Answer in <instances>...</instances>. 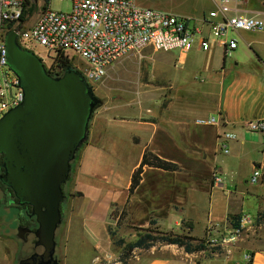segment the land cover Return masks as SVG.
Returning <instances> with one entry per match:
<instances>
[{
    "label": "rangeland",
    "instance_id": "374dc122",
    "mask_svg": "<svg viewBox=\"0 0 264 264\" xmlns=\"http://www.w3.org/2000/svg\"><path fill=\"white\" fill-rule=\"evenodd\" d=\"M214 1L216 0H139L144 6L183 17L202 16L212 10ZM30 3L34 10L30 13L29 27L48 8L63 13H70L73 9L70 0H31ZM258 6L256 0H250L243 9L254 12ZM230 35L239 41L236 33ZM29 48L49 68H57L56 62L51 61L43 49ZM221 52L218 48L215 52L197 55L194 49L186 61L187 54L180 61L178 52H153L151 49L123 57L94 86L95 94L102 100V105L95 111L91 123L95 114H107L118 120L158 123L163 116L185 112L192 119L190 123L195 125V119L209 115L207 110L200 107L208 103L207 101L210 102V99L216 102L218 92L221 93V87L209 85L216 83L221 86L225 75L228 78L235 74L236 69L232 66L234 61L230 57L226 59L224 72L221 71L224 63ZM73 64L79 69L87 66L86 61L78 56L74 58ZM219 70L218 74L213 73ZM209 110L216 111L213 105ZM114 125L120 124L114 122ZM193 127L201 131L193 132L195 139H187L180 149L159 148L158 142L153 144L157 150L161 149L162 156L179 164L180 172L170 174L146 168L142 188L130 198L127 197L124 187L114 188L113 181L120 179V183L124 184L131 179L132 168L147 142L144 135L138 136L137 130L114 129L115 133L122 134V145L116 151L112 147H92L80 178L77 177L79 163L75 162L70 180L65 184L67 199L63 203V221L57 235V256L60 264H145L154 255H166L178 262L175 258L177 256L165 250L166 245L162 243H157L150 250L138 249L122 260L123 247L112 242L110 233H115L117 240L124 239L126 244L135 243L148 231L188 236L189 228L181 219L186 218L197 236H201L208 221L209 208L212 210L211 221L217 226L212 225L202 239L193 242L195 245L203 243L208 248L206 255L212 257L221 249L219 255L228 257L243 245L264 248V209L257 216L260 209L264 208V181L260 180L255 185L250 183L251 159L238 149L236 142H230L229 154L220 150L217 152L218 160L223 161L227 167L222 179L224 190L229 195L218 190L210 205L212 196L210 197L211 193L206 191V187L210 183L215 186L214 177L219 174L216 166L204 161L203 153L205 144L210 148L214 146L216 132L212 128L196 125ZM226 131L236 132L240 142L246 135L240 126L235 130L230 127ZM196 136L206 139L204 146L202 144L197 147L195 140L199 139ZM74 188L83 191L88 199L81 202L83 194ZM188 188H195L200 192L188 196L180 215ZM255 193L259 195H254ZM111 199L116 203H112L106 219L105 206ZM78 203L82 208L77 217L73 213L77 210ZM4 205L0 203V264H18V243L13 237L18 230V210L12 204ZM237 210H242L243 213L239 215L240 221L231 222L229 218V222L224 224L225 215ZM159 220L164 225L159 224ZM154 221L157 225L152 224ZM239 228L241 234L233 243L231 240L234 230ZM213 241L214 243H210ZM228 250H232V254ZM38 252H42V249H38ZM188 259L189 256H186L185 262Z\"/></svg>",
    "mask_w": 264,
    "mask_h": 264
},
{
    "label": "built area",
    "instance_id": "2783aa9c",
    "mask_svg": "<svg viewBox=\"0 0 264 264\" xmlns=\"http://www.w3.org/2000/svg\"><path fill=\"white\" fill-rule=\"evenodd\" d=\"M29 1L0 0V119L19 106L24 97L19 79L8 64L5 37L10 31L17 33L23 48L39 47L53 62L60 56H78L86 61L85 69H77L93 87L104 79L110 67L131 53L147 49L178 52L182 61L194 49L209 52L219 45L225 56L231 57L239 46L231 33L264 32V16L245 11L246 0H216L215 8L200 17L179 16L144 6L139 0H70V13L48 8L30 27ZM49 71L54 76L61 72L59 68ZM194 123L199 127H225L219 114ZM246 127L264 136V120L250 121ZM236 140V133L224 130L217 137L218 150L229 154V143ZM262 176V170L255 169L250 183H259ZM214 183L222 184L219 176L214 177ZM240 234L241 228L235 229L231 241L235 243ZM228 252L232 254V250Z\"/></svg>",
    "mask_w": 264,
    "mask_h": 264
},
{
    "label": "water",
    "instance_id": "95a60500",
    "mask_svg": "<svg viewBox=\"0 0 264 264\" xmlns=\"http://www.w3.org/2000/svg\"><path fill=\"white\" fill-rule=\"evenodd\" d=\"M8 64L24 97L0 119V183L19 206H30L37 222L35 252L18 264H60L57 235L61 207L79 151L89 140L90 124L102 100L76 66L62 76L49 73L15 31L5 37ZM19 238L27 241L24 230ZM42 249V252H38Z\"/></svg>",
    "mask_w": 264,
    "mask_h": 264
},
{
    "label": "crops",
    "instance_id": "0c3cea01",
    "mask_svg": "<svg viewBox=\"0 0 264 264\" xmlns=\"http://www.w3.org/2000/svg\"><path fill=\"white\" fill-rule=\"evenodd\" d=\"M256 1L259 5V8L254 12H249V14L260 13L264 16V0ZM249 3L250 0H246L245 5H248ZM215 6L216 5L214 1V7L212 9H214ZM236 35L239 37V41L235 38L238 41L239 46L230 57L234 61V64L232 66L236 69L235 74L229 76L228 78L225 75L223 84L221 86L220 84L216 83L210 84L209 87H221V93L218 92L216 102H213V100L210 99V102L207 101L208 103L200 107L202 108V110H207L209 112V115H204L200 118H206L210 115H214V113H217L221 115L225 123L224 128L202 127L212 128L216 132L215 143L212 148L206 146V139H202V137H200L201 135L196 136L199 140H195L197 147H201L202 144L204 146L205 144L203 159L204 161L207 160L211 162V164L217 167L219 178L222 180L221 185L214 186L210 183V185L206 187V191H209V194L211 193L210 197L212 196L210 205H212V200L215 199V195L218 190L223 191L225 195H229V192L227 190H224L222 175L226 174L227 167L224 166L225 164L223 161L218 160L217 137L224 130H227L230 127L235 130L238 126H240L242 130L245 131L246 135L243 141L240 142V140L238 139L233 142H236V145L239 146L238 149L242 151L244 155L251 159V175L255 169H261L263 173L261 180L264 181V136L262 134L249 132L246 127V124L250 121L264 120V32H240ZM218 48L222 50L221 55L222 57H224L223 67L221 68V71L224 72L227 57L224 54L223 48H221L219 45H214L213 49L209 52H215L216 50H218ZM209 52H203L199 49H196L195 54L200 55L201 53ZM190 53L186 55L185 61ZM219 72L220 70L213 73L218 74ZM212 105L216 109V111L214 112L213 110H209ZM159 120L160 122L158 123H154L153 121L139 122L128 119L118 120V118L109 116L107 114H95L93 122L90 124L89 141L79 153L77 177L80 178L81 174L85 170L86 159L88 158L89 153H91V151L93 150L91 149L92 147H112V150L116 151L117 147H120L122 145V134L115 133L114 129H118L120 131L135 129L139 132L138 136L142 134L147 139L145 147L141 152L137 163L132 168V175L138 168L143 154L146 150H150L161 158L169 160L168 158L162 156L160 152L161 149H159L160 147H173L174 150H176L177 148L180 149L182 145H185L187 139L194 138L195 135H192L193 132L197 133V131H201L193 127L195 125L190 123L192 119H189V116H187V113L185 114V112L163 116ZM114 122L120 125L115 126ZM133 141L135 142L134 137ZM157 142V147H159L158 150L153 146V144L155 145V143ZM113 184L114 188L116 189L124 187L127 192V197H129L131 179L127 182H124V184L120 183L119 179V181L117 182L113 181ZM74 189L83 194V196L81 197V202H85L88 199L85 197L83 191L78 188ZM195 192H200V190H197L195 188H188L187 194L185 195V201L182 204V208H180V215H182V211L187 203L188 196ZM257 194L255 193L254 195ZM113 202L116 203L111 199L105 206L104 216L106 219ZM79 203L77 210L73 213V215L77 217L78 215H80L78 211L80 210V208H82ZM263 209L264 208L260 209L257 216ZM242 214V210H237V212L235 213L228 212L225 215L226 218L224 224L229 222L228 219L232 216ZM211 215L212 210L209 208L208 221L205 224V229L201 236H197L193 226L190 225L186 218H181L183 221H185L189 228V234L187 235L196 238L198 241L202 239L205 236L207 230L212 225L217 226L211 221ZM162 220H159V224L164 225ZM176 225L179 224L176 223ZM164 248H166L165 250H169L170 252H172L174 256H177L175 258L178 262L174 261L173 259H171V257L166 255H154L150 257L145 262V264H264V248H252L250 246L247 247L243 245V247L236 248V250L233 251V254L228 257L224 255L221 256L219 255L220 253L213 254V256L210 257L205 254V252L208 250L188 254L183 248H179L174 245H166L164 246ZM186 256H189V259L185 262Z\"/></svg>",
    "mask_w": 264,
    "mask_h": 264
},
{
    "label": "trees",
    "instance_id": "16d2710c",
    "mask_svg": "<svg viewBox=\"0 0 264 264\" xmlns=\"http://www.w3.org/2000/svg\"><path fill=\"white\" fill-rule=\"evenodd\" d=\"M29 5H30L29 7V14H30L33 12L34 7L30 3V1H29ZM74 58L69 59L64 56H60L56 58V67L59 68L61 71L58 76H62L69 67L74 66L73 64ZM48 72L51 73L50 71ZM99 107L100 106H98L95 109V111ZM78 159L79 157L77 158L76 161H78ZM2 162H3V159H0V175L3 173V168L1 167ZM146 168L149 170L161 171V172L170 173V174L180 172V166L177 162H173L171 160L161 158L160 156L153 153L152 151L146 150L143 154L142 160L138 168L134 171L131 177V185L129 188V198L133 196L134 194L138 193L139 190L142 188L144 175L146 174L145 172ZM0 188L3 190H8L13 195L12 191L5 188L1 183H0ZM25 208L28 209L30 212L32 210L30 206H26ZM240 219L241 218L239 217V215L232 216L230 218L231 222H235L236 220L240 221ZM152 224L157 225V222L154 221ZM235 226H238V224ZM110 236H111L112 242L115 245L119 247H123V253L121 256L122 260H125L126 258H128L131 254H133L138 249L139 250H150L153 247H155L157 243H162L165 245H174L179 248H183L185 252L188 254L203 252L208 249L203 243L195 245L193 242H196L198 240L192 236L174 234L173 232L148 231L146 234L141 236L135 243H129V244H126L124 239L117 240L115 238L116 236L115 233L114 234L110 233ZM218 253H221V249L218 250Z\"/></svg>",
    "mask_w": 264,
    "mask_h": 264
},
{
    "label": "flooded vegetation",
    "instance_id": "af4514ba",
    "mask_svg": "<svg viewBox=\"0 0 264 264\" xmlns=\"http://www.w3.org/2000/svg\"><path fill=\"white\" fill-rule=\"evenodd\" d=\"M44 62V61H43ZM44 65L49 71V67L45 64ZM51 69V68H50ZM0 159H2V156L0 155ZM63 190H65V186L63 187ZM65 192V191H64ZM66 194V193H65ZM0 195L2 198L0 199L1 204L8 203L12 204L14 208L18 210V216L16 217V220L18 221V230L14 233L13 237L18 243V259L23 260L26 258H29L34 252H35V236L34 232L37 229V222L34 216H32V210L31 212L26 209V206H19L17 205V200L14 198V195H12L8 190H3L0 188ZM6 208L7 205H4ZM63 209V205L61 207V210ZM19 229L24 230V235L27 237V241L25 242L23 239L19 238Z\"/></svg>",
    "mask_w": 264,
    "mask_h": 264
}]
</instances>
